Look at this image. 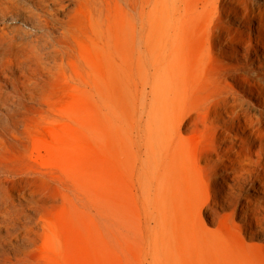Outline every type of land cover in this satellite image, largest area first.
Instances as JSON below:
<instances>
[{
	"label": "rangeland",
	"instance_id": "rangeland-1",
	"mask_svg": "<svg viewBox=\"0 0 264 264\" xmlns=\"http://www.w3.org/2000/svg\"><path fill=\"white\" fill-rule=\"evenodd\" d=\"M19 1L54 41L0 149L15 174L0 195L30 219L25 264H264V190L217 186L233 132L211 121V93L203 106L215 71L195 66L188 0ZM7 11L2 22L42 33ZM244 94L257 112L264 93Z\"/></svg>",
	"mask_w": 264,
	"mask_h": 264
},
{
	"label": "bare ground",
	"instance_id": "bare-ground-1",
	"mask_svg": "<svg viewBox=\"0 0 264 264\" xmlns=\"http://www.w3.org/2000/svg\"><path fill=\"white\" fill-rule=\"evenodd\" d=\"M7 10L16 17L22 13L36 17L34 27L42 29V33L2 22ZM28 11V6L19 0H0V76L4 78L0 80V109L4 111L0 114V149L6 145L15 121L30 110L32 104L26 96L37 98L43 74V59L38 50L46 45L54 47V41L45 30L48 17ZM186 12L189 23L197 30L195 66L198 72L207 75L210 67L215 71L210 80L211 87H205V91L210 92L203 96V106L211 93L214 100L211 121L221 123L226 139L228 130L233 132L222 151L225 159L221 160L218 172L221 181L217 186L224 191L228 185L226 180L233 177L236 187L247 184L253 189L264 190V166L261 164L264 162V102L255 99L253 103L258 106V111L253 113L243 104L240 95L248 93L257 98L264 93V0H188ZM227 80L232 83L230 87L225 83ZM14 179L10 166L0 164V183ZM15 187L21 193L27 189L22 183ZM1 192L0 230L4 235H0V264H25L24 245L28 240L30 219L16 207L6 189ZM32 202L36 208L41 206L34 199ZM250 217L257 221L256 213H251ZM11 237L20 241L19 253L14 256L6 250V240Z\"/></svg>",
	"mask_w": 264,
	"mask_h": 264
}]
</instances>
